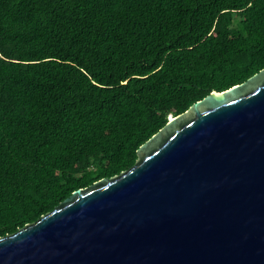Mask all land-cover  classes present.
I'll use <instances>...</instances> for the list:
<instances>
[{"label":"trees","instance_id":"16d2710c","mask_svg":"<svg viewBox=\"0 0 264 264\" xmlns=\"http://www.w3.org/2000/svg\"><path fill=\"white\" fill-rule=\"evenodd\" d=\"M263 67L264 0H0V237Z\"/></svg>","mask_w":264,"mask_h":264},{"label":"water","instance_id":"95a60500","mask_svg":"<svg viewBox=\"0 0 264 264\" xmlns=\"http://www.w3.org/2000/svg\"><path fill=\"white\" fill-rule=\"evenodd\" d=\"M0 237V264H264V67Z\"/></svg>","mask_w":264,"mask_h":264}]
</instances>
